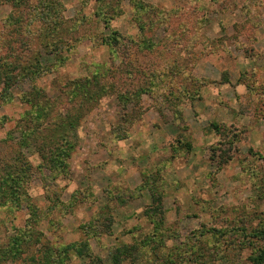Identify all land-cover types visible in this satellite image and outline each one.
<instances>
[{
  "label": "rangeland",
  "instance_id": "obj_1",
  "mask_svg": "<svg viewBox=\"0 0 264 264\" xmlns=\"http://www.w3.org/2000/svg\"><path fill=\"white\" fill-rule=\"evenodd\" d=\"M22 2L15 8L13 3L0 0L1 34L5 20L19 13L27 15L32 6L37 8L34 13L38 19L47 17V9H43L40 0ZM45 2L61 4L67 23L85 22L80 34L88 39L64 55L69 60L63 67L52 68L50 75H41L34 82L24 77L15 84L10 91L13 95L10 103L2 101L6 85L4 78L1 79L0 144L3 146V140L15 130L17 121L29 108L21 97L33 85L54 97L55 90L65 84L91 78L95 71L102 72L112 63L121 64L124 57L115 59L117 52L94 42L95 39L113 32L121 39H140L133 17L135 9L128 0L123 2L120 16L109 27L100 24L94 16L96 0ZM144 2L172 13L171 31L156 29L153 40L160 43L167 38L166 45L172 47L181 35L184 43L182 48L180 45L174 48V57L184 66L194 63L187 51L185 29L190 32L193 20L202 21L195 27V42L190 50L197 62L192 75L205 81L202 97H188L181 102L171 97L168 101L166 95L153 92L159 95L135 97L124 108L116 95L104 96L75 132L78 146L70 160V176L50 182L52 187L46 189L37 175L29 185L32 200L29 206L25 203L21 211L0 206V264H46V245L84 241H88L92 256L78 257L74 252L64 264H112L111 256L116 249L138 244L153 231L145 216L151 205V200L143 197L149 195L148 191L134 199L128 193L139 194L138 189L148 176L163 168L164 230L174 237L162 244L141 245L139 252L122 264H160L155 255L159 252L166 256L162 258L166 264H257L264 249V0ZM183 23L186 26L182 30ZM36 47L42 54L44 67L54 66V56L45 54L40 40ZM6 50L1 49L0 55L8 59L7 52L12 50ZM131 50L126 60H146L140 54L144 51H135L134 47ZM125 78H118L119 92H124L131 83L139 87L146 81L136 78L126 84ZM190 86L195 89L193 82ZM212 124L239 133L234 158L220 171L211 165V149H216L225 137L208 132ZM182 144L184 149L174 156L173 148ZM220 148L218 155L228 158V148ZM28 154L32 156L33 152ZM31 159L39 157L34 154ZM121 197L126 203L119 201ZM95 226L97 233L93 232ZM196 231L201 233V239L192 238ZM15 234L20 236L18 244L14 241ZM49 254L51 262H62L58 254ZM134 257L140 261L134 262ZM42 258L44 261L40 263Z\"/></svg>",
  "mask_w": 264,
  "mask_h": 264
},
{
  "label": "trees",
  "instance_id": "obj_2",
  "mask_svg": "<svg viewBox=\"0 0 264 264\" xmlns=\"http://www.w3.org/2000/svg\"><path fill=\"white\" fill-rule=\"evenodd\" d=\"M6 1L13 3L15 8L20 7L19 1H24L21 4L28 3V0ZM45 1L48 0H40V4L43 9H47V12H45L47 13L46 18L40 17L38 19L34 13L37 8L35 9L36 6H32L30 8L31 12H27V15L19 13L4 22V33H0V44L3 43L4 47L0 46V50L8 49L12 51L10 53L7 52L8 59L5 58V55H0V81L4 78V84L6 85L4 93L1 94L3 103L12 101L11 89L15 84L20 83L24 77L34 82L41 75H50L52 68L63 67L69 60V57L64 55L71 51L72 47L74 48L80 41L88 39L80 34L85 22H75L72 25L67 23L68 21H66L64 16V7L59 3L50 5L47 2L46 4ZM96 1L98 5L94 16L100 24L109 27L110 22L120 16L121 5L126 0ZM128 1L135 9L133 17L139 28L140 39H121L118 38L116 32L107 37L102 36V39H93L94 42H101L107 45L114 53L117 52L115 59L118 60L124 57L122 61L120 60L121 64L119 66L112 63L113 65L104 69V72L95 71L91 78L78 79L65 84L62 88L55 90L57 94L54 97L50 96L45 89L38 88L36 85H33V89L21 97L22 103L28 105L29 108L17 121L15 130L10 132L9 137L3 140L5 145L0 144L1 207L21 211L25 203L29 206L32 201L28 192L29 185L37 175L43 180L46 189L52 187L49 185L51 184L50 182L55 183L61 177L70 176V160L78 146L75 132L81 126V122L87 116V113L95 108L107 94L116 95V98L124 108L135 97L140 99L141 95L144 94L152 96L164 94L168 101L171 97H175L180 102L188 97L192 99H200L202 97L201 91L205 81L192 75V69L197 62H195L196 55L190 52L192 44L195 42V27L201 25L202 21H199V19L193 20L192 24H190L193 25L190 32L185 29V39L188 40L187 51L192 56L194 63L190 66H184L174 57V48L178 45L182 48V43H184V38L181 35L179 42L177 41L172 47L166 45L168 43L167 38H164L160 43H156L153 40V32L156 29L171 31L173 24L169 17L172 16V13L146 4L144 0ZM184 26H186L184 23L180 24L182 30ZM38 40L41 41L45 54L54 56V66L44 67L42 64L40 60L42 54L36 47ZM189 40L192 41L190 42ZM160 46V50L157 51ZM133 47L135 51H144L140 54L144 60L146 59L145 61H141V58L135 60L125 59L130 57L129 54L133 51L131 50ZM120 76L126 77V84L136 78H145L146 81L139 87L131 83L124 92H119L116 85ZM226 76L227 73H224L223 77ZM168 79L171 82H168ZM190 82L195 84L194 90L190 86ZM156 84L161 86L155 87ZM153 92L159 94H153ZM192 94L194 96H191ZM225 127L220 124H212L208 128V132H213L222 138L225 137V140H220L221 142L215 146L216 149H211L210 162L211 165L217 167L218 171L222 170L229 161L233 160V151L235 152L236 149L235 142L239 138L238 132H234L232 128L227 129ZM219 146L228 148V158L223 159L222 154L218 155L217 151H221ZM183 149V144L180 146L176 145L172 153L174 156H178L179 151ZM28 151H32L33 155L30 156ZM34 154L39 157L38 160L31 159ZM174 156L172 155L171 158L176 159ZM33 161H40V163L35 165ZM164 170L163 168L155 174H150L148 180L138 189L139 194L128 193L129 198L134 199L136 196L142 195L144 191H148L151 205L146 209L145 216L153 226V231L137 242L139 245H124L116 249L115 254H112V252V264H122L123 261L134 256V253L139 252L141 245L162 244L174 237L172 234H167L164 230L166 212L164 204L166 198L165 181L162 176ZM46 197L48 200L51 199L49 195ZM114 200H117V198H114ZM119 201L126 203V199L122 197L119 198ZM36 221L35 219L30 223L32 224V222ZM96 229L97 227L95 226L93 232L97 233ZM15 235L16 239L14 241L18 244L20 236L18 234ZM192 238L201 239V233L198 231L193 232ZM45 247L44 259L46 258V264H55L51 262L50 252L58 254L59 257L61 256L62 262L59 264H64V261H68L74 252H76L78 257L92 256L88 241L72 244L62 243L58 246L48 244ZM194 251L191 254L193 257L195 256ZM17 253L18 249L15 250V254ZM155 255H158L156 258L160 264H166V260L164 259L163 261L162 259L166 257L164 254L159 252L155 253ZM196 256L198 258V255ZM39 261L41 263L44 260L42 258ZM133 261H140V259L134 257ZM100 262L102 261L100 260ZM257 264H264V249L258 255Z\"/></svg>",
  "mask_w": 264,
  "mask_h": 264
},
{
  "label": "crops",
  "instance_id": "obj_3",
  "mask_svg": "<svg viewBox=\"0 0 264 264\" xmlns=\"http://www.w3.org/2000/svg\"><path fill=\"white\" fill-rule=\"evenodd\" d=\"M143 197H144V199H145V200H148V201H150V200H151V198H150V197H148V196H147V194H145Z\"/></svg>",
  "mask_w": 264,
  "mask_h": 264
}]
</instances>
